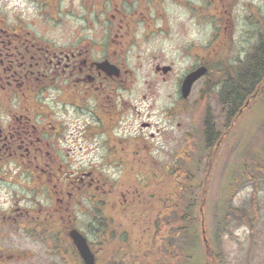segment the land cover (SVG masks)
Here are the masks:
<instances>
[{
  "label": "flooded vegetation",
  "instance_id": "flooded-vegetation-1",
  "mask_svg": "<svg viewBox=\"0 0 264 264\" xmlns=\"http://www.w3.org/2000/svg\"><path fill=\"white\" fill-rule=\"evenodd\" d=\"M148 1L158 3L42 0L40 7L47 19L42 35L29 28L32 22L18 18L8 22L0 13V264L27 256L21 255L12 241L20 232L29 240L36 232L44 238L50 232V222L58 228L68 221L67 234L77 228L79 214L89 215L98 227L99 222H107L112 240L123 237L124 243L130 228L119 220L144 223L147 213L142 208L146 204L151 206V218L160 213L161 203L155 202L156 194L147 198L145 183H154L152 175L157 181L158 174L169 173V168L152 167L147 146L141 148V137L133 140L129 127L123 126L130 105L125 96L129 94L126 84L131 72L122 56L126 45L133 42L137 26H145ZM218 4L221 11L225 1L218 0ZM241 4L253 16L250 25L256 28L255 45L233 64L208 60L188 71L179 85L182 95L187 76L205 68L192 91L203 83L204 90L198 92L194 106L205 110L204 140L214 147L223 140L213 119V111L223 107L221 94L248 70L264 43V20H259L264 6L257 0H243ZM56 30L61 31L58 38L48 36ZM255 72L260 75L254 96H247L244 105L264 93V64ZM154 73L166 80L174 70L157 64ZM188 99L182 98L168 113L177 115L179 106H186ZM244 105H239L238 113ZM227 122L226 117L223 123ZM141 128L150 130L151 124L142 123ZM149 136L155 138L153 133ZM83 150L86 154L105 152V164L80 165L74 158ZM131 172L135 174L132 178ZM175 178L172 175V181ZM35 196L44 198V207H38ZM136 207L142 210L138 217L132 215ZM144 234L146 239L155 233L148 227ZM71 252L67 264H83L73 247ZM127 259L121 257L119 261L125 264Z\"/></svg>",
  "mask_w": 264,
  "mask_h": 264
},
{
  "label": "rangeland",
  "instance_id": "rangeland-1",
  "mask_svg": "<svg viewBox=\"0 0 264 264\" xmlns=\"http://www.w3.org/2000/svg\"><path fill=\"white\" fill-rule=\"evenodd\" d=\"M41 1L0 0V13L8 22L14 18L32 22L29 28L42 35L47 19L40 7ZM157 1V4L145 3V26H137L133 42L126 45L122 56L125 68L131 72L126 84L129 94L125 96L130 105L123 126L129 127L133 140L141 137V148L147 146V160L152 167L156 164L161 169L169 168L173 174L178 173L176 182L169 179L170 173H157V181L145 183L147 198L156 194L163 200L174 193V204L166 202L165 215L173 219V228L163 233L160 247L154 248L151 236L139 239L135 232H131L130 241L124 243L123 237L112 240L111 233L102 246L97 237V224L89 215L79 214L75 225L93 248L98 249L100 264H121L119 259L127 256L125 264H213L214 260L216 264H264V93L244 110L219 149L213 151L212 145L206 154L202 125L207 116L205 110L194 106L198 92L204 90L203 83L192 91L186 106H179L177 115L168 113L182 100L179 85L188 71L210 59L233 64L252 48L256 43L253 36L256 28L250 25L253 16L241 7L243 0H224L225 7L221 11L218 0H207L210 6L202 0ZM257 1L264 6L261 3L264 0ZM259 20H264V8L259 12ZM60 34L61 31L56 30L48 36L58 38ZM157 64L172 66L174 73L163 79L154 73ZM220 111H213L217 119ZM142 123L151 124L150 130H142ZM218 127L224 132L223 127ZM150 133L155 134L154 139L150 138ZM74 159L85 167L101 166L105 164L106 155L103 151L86 154L83 150L77 152ZM210 168L211 173L206 178ZM131 173L132 178L135 174ZM188 175L194 182L191 188ZM158 198L155 202L161 203V207L162 201L158 202ZM34 202L44 207V198L35 196ZM184 202L195 206L191 223L186 225V235L179 232L185 224L179 223L176 208ZM144 208L148 209V205ZM140 212V208L132 209V215ZM202 218L208 249L204 247L201 234ZM121 221L118 223L128 228L133 226L132 221ZM50 224V232L44 238L36 232L29 240L20 232L21 237L12 239L23 252L20 254L27 256L11 264H67L72 253L69 249L72 244L65 234L69 223L64 221L58 228ZM64 247L69 249L68 255Z\"/></svg>",
  "mask_w": 264,
  "mask_h": 264
},
{
  "label": "trees",
  "instance_id": "trees-1",
  "mask_svg": "<svg viewBox=\"0 0 264 264\" xmlns=\"http://www.w3.org/2000/svg\"><path fill=\"white\" fill-rule=\"evenodd\" d=\"M264 64V43L262 44V47L259 49L258 51V56L249 63V68L248 70H246V72L241 73L240 75V79L232 84H228L225 88V91L223 94H221V104L223 105L221 111H220V116L218 117V119L213 115V119L215 120L216 124L215 126L217 127V129H219L218 126L223 127V129L225 130H230L233 122H234V118L233 117L234 114H237L239 111V105L240 104H244V101L246 100L245 98L249 95H253L254 93V89H255V81L258 78V76L260 75V73H256L255 71L259 70L261 68V66ZM227 117V123L224 124L223 123V119H225ZM218 121V122H217ZM222 122V123H221ZM209 131L212 130V127L208 128ZM221 131V128H220ZM222 133V132H220ZM209 141H205L206 144V150L210 149L212 144L208 143ZM208 144V145H207ZM170 176L169 179L172 180V175L173 177L176 176V178L173 180L175 182V180H178V173L177 174H173L172 172H169ZM163 174H168V173H163ZM154 180H156V176L153 175ZM188 182H189V186L190 188L193 187V180H190L189 175L187 176ZM181 184V183H180ZM185 192H187V189H185ZM174 193L171 192L170 194H168V196L166 197V199H163L162 205H161V209H160V213L159 214H155L154 218H151L152 216H149V211L151 206L148 205V209L146 208H142L143 211H146L147 213V217L145 219L144 223H139L138 221L136 222V224H140L141 228L143 231H145V229H148V227L155 233L154 234V238H153V247L154 248H159L161 243H162V237H163V233L165 231H167L168 228L172 229L173 228V219L170 218H166L165 215L167 213L166 211V206L167 203L168 205L174 204ZM167 202V203H166ZM204 203V202H203ZM204 204H202L203 206ZM176 207V206H174ZM177 210V216H178V221L180 224H185V226H182L181 228H179V232L182 235H186L188 233V226L191 223L190 218H193V213H194V208L195 206H187L185 205V202L183 203L182 206L176 207ZM173 213V208L170 209ZM170 212V211H169ZM139 214H137L136 216L138 217ZM144 221V220H143ZM149 223V224H147ZM147 224V225H146ZM109 235V228L106 225L105 222H101V232L98 233V237L101 239H104V245L106 244V240L105 238ZM98 255V253H97Z\"/></svg>",
  "mask_w": 264,
  "mask_h": 264
},
{
  "label": "water",
  "instance_id": "water-1",
  "mask_svg": "<svg viewBox=\"0 0 264 264\" xmlns=\"http://www.w3.org/2000/svg\"><path fill=\"white\" fill-rule=\"evenodd\" d=\"M203 69H200L198 72L190 74L184 83V88L182 90L184 98H187L191 92L193 84L203 76ZM204 233V231H203ZM69 237L73 241L76 249L78 250L80 256L82 257L85 264H96L95 257L91 252V249L87 243L86 238L77 230H72L69 233Z\"/></svg>",
  "mask_w": 264,
  "mask_h": 264
}]
</instances>
